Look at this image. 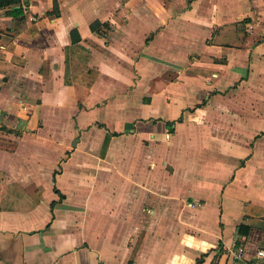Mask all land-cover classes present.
<instances>
[{"label":"crops","instance_id":"crops-1","mask_svg":"<svg viewBox=\"0 0 264 264\" xmlns=\"http://www.w3.org/2000/svg\"><path fill=\"white\" fill-rule=\"evenodd\" d=\"M177 125L217 141L174 181L99 156ZM258 250L264 0H0V264H264Z\"/></svg>","mask_w":264,"mask_h":264},{"label":"rangeland","instance_id":"rangeland-1","mask_svg":"<svg viewBox=\"0 0 264 264\" xmlns=\"http://www.w3.org/2000/svg\"><path fill=\"white\" fill-rule=\"evenodd\" d=\"M122 119H125V117ZM122 119L117 123H108L110 128H122ZM205 125H207L205 127L206 129L209 130L211 128L208 123H205ZM192 131H190V133ZM197 133L201 134L202 132L199 130L196 134ZM199 134L197 136L194 135L195 137L193 135L189 136L186 134V128L177 125L175 126L172 135L160 134L158 136L157 134V138H155L153 142L144 138L136 140L132 139L131 136L123 137L122 142L116 144L120 149H125L124 152L119 154L113 153L115 140L112 142L108 141V143L105 144V152L100 155L99 153H95L94 156L96 158L98 155L101 156L103 161L116 162L121 165L122 174L124 172L130 173V175H134V177L136 176L137 180L140 179V171L144 169L146 165H149L148 168H150V170L152 168L154 169V178L161 179L164 177L165 179L174 181L177 178H180L183 173L180 168L187 167L192 163L190 160L193 158L196 148L200 146L207 147L217 141V139L211 138L213 139L211 143V139L199 138ZM97 139L98 138L92 139L93 141H91L90 145L95 140L97 141ZM96 158H94V160H96ZM151 163L153 166H151ZM127 165H132L129 166L131 169L125 170ZM186 173H189V171H186ZM145 218L146 217L143 216L141 220ZM74 222V225L77 226L78 230L83 229L81 220Z\"/></svg>","mask_w":264,"mask_h":264},{"label":"built area","instance_id":"built-area-1","mask_svg":"<svg viewBox=\"0 0 264 264\" xmlns=\"http://www.w3.org/2000/svg\"><path fill=\"white\" fill-rule=\"evenodd\" d=\"M232 257L238 258L242 254V246L237 245L235 248H233L231 251H229ZM258 255H264V250H258Z\"/></svg>","mask_w":264,"mask_h":264},{"label":"trees","instance_id":"trees-1","mask_svg":"<svg viewBox=\"0 0 264 264\" xmlns=\"http://www.w3.org/2000/svg\"><path fill=\"white\" fill-rule=\"evenodd\" d=\"M170 124H171V122L165 123V125H168V126H170Z\"/></svg>","mask_w":264,"mask_h":264}]
</instances>
